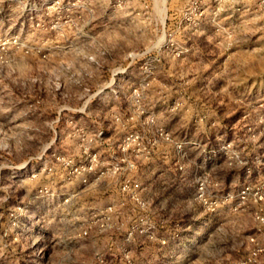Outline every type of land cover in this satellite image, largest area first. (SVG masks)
Wrapping results in <instances>:
<instances>
[{
    "label": "rangeland",
    "instance_id": "rangeland-1",
    "mask_svg": "<svg viewBox=\"0 0 264 264\" xmlns=\"http://www.w3.org/2000/svg\"><path fill=\"white\" fill-rule=\"evenodd\" d=\"M204 4L0 0V264H235L261 238L264 0ZM84 148L135 169L83 185L55 157Z\"/></svg>",
    "mask_w": 264,
    "mask_h": 264
},
{
    "label": "built area",
    "instance_id": "built-area-1",
    "mask_svg": "<svg viewBox=\"0 0 264 264\" xmlns=\"http://www.w3.org/2000/svg\"><path fill=\"white\" fill-rule=\"evenodd\" d=\"M205 0H188L187 8L182 10V17L185 20L191 18H202L205 15L206 9L204 7ZM214 2L216 0H213ZM182 53L178 52V55ZM103 132H98L92 138H89V143H92L94 140L101 139L103 137ZM142 137L137 133L130 134L121 144L120 150L122 153H125L130 144H139V141ZM82 153L84 154V161L80 165H76L71 159H66L63 157H55L56 161L64 162L65 168L68 169L70 175H79L81 177V183L83 185L88 184L89 180L87 176L90 174L93 175L94 181H98L100 178L110 173L112 175L120 174L124 169L132 171L135 169L134 160L123 156L118 158H112V160L106 161L101 158L96 152L90 150L89 148H84ZM137 184H129L127 181L123 186V190L131 192V187L136 188ZM133 194V192H132ZM246 192L242 191L238 196L241 200L245 199ZM257 195V194H256ZM138 208L144 210L146 208V203L144 200L137 196H132ZM259 200H262L261 196H258ZM255 220L258 224L262 226L261 229H258L259 235L261 238L250 237L248 239L249 250L246 257L240 259L235 264H264V216L261 212L255 213ZM85 234V232H84Z\"/></svg>",
    "mask_w": 264,
    "mask_h": 264
}]
</instances>
